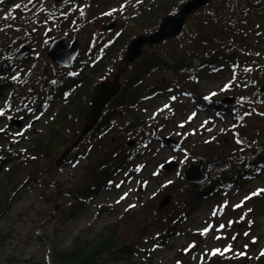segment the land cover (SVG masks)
<instances>
[{"label": "rangeland", "instance_id": "obj_1", "mask_svg": "<svg viewBox=\"0 0 264 264\" xmlns=\"http://www.w3.org/2000/svg\"><path fill=\"white\" fill-rule=\"evenodd\" d=\"M188 1L0 2V264H264V192L252 196L264 189V164L250 174L242 171L250 169L244 159L258 148L243 144L241 134L242 140L264 135V102L252 97L254 91L264 96V77L259 86L251 83L256 55L244 59L250 68H235L243 75L228 67L202 68L184 87L172 86L177 76L164 69L150 70L132 109L111 102L94 130L82 136L96 84L123 80L153 52L163 61L171 58L167 48L159 50L178 38L146 48L125 69L129 44L156 32L167 11L175 15ZM217 2L198 11L200 16ZM141 18L146 27L136 29L134 21ZM256 19L264 30V16ZM112 24L114 29L103 31ZM62 36H68V47L78 41L80 48L70 71L47 55ZM255 36L251 50L264 53V37ZM25 47L31 53L17 60ZM222 100H230L225 114L217 111ZM237 104L244 114L231 113ZM111 112L119 124L108 121ZM64 113L66 123L54 127ZM52 131L57 146L35 149ZM200 157L223 161L229 169L205 164L208 181L188 184L183 173ZM168 163L174 169L162 170ZM230 164L240 165V177L232 175ZM227 174L228 182L201 191ZM168 196L171 202L159 210ZM112 231L111 250L91 257L99 237Z\"/></svg>", "mask_w": 264, "mask_h": 264}, {"label": "trees", "instance_id": "obj_2", "mask_svg": "<svg viewBox=\"0 0 264 264\" xmlns=\"http://www.w3.org/2000/svg\"><path fill=\"white\" fill-rule=\"evenodd\" d=\"M217 4L218 5L216 6L208 7L210 10H208L207 16H200L199 12L193 15L192 18L187 21L184 30L178 39L173 42H167L168 44L159 50L161 51L167 48L169 54L168 57H171L169 60H164L165 64L160 54L153 52L149 58L144 60V62H139L133 66L131 75L126 76L123 80L121 79L123 82L121 92L112 102H117V107L121 106V109H132L133 105L136 103V97H140L142 94V84L145 82L144 79L148 78L150 70L162 68L166 73H171L172 75L177 76L173 79H176L178 83L173 82L171 83L172 86L176 85L178 87H184L185 84L192 82V79L194 78L193 75H195L194 73L202 68H207L210 71H218L228 67L233 72L241 73L243 75L242 71L238 72L235 68L239 70L250 68L248 67L247 60H244L245 58L248 59V55H256L255 58L259 65L253 76L255 77V80L252 78L253 81H251L250 78H248V81H251L254 87L259 86V80L264 77V53L262 51L258 52V50L253 51L250 47L255 45L251 38L252 36L256 35L255 37H264V30L260 24L261 21L256 19L261 17L260 20H263L264 3L254 2V0H218ZM174 11L175 10H169L166 12V15H172L176 12ZM250 17H252V19H250ZM134 22V27L136 29H139L140 26L142 29L146 27L144 26L142 18L137 19ZM150 29L152 28L149 27L146 31H150ZM238 35L242 38L241 40L238 38ZM249 49L251 51H249ZM110 52L111 50H109L106 55L111 54ZM152 57H156V59ZM127 68L128 66L125 67V69ZM94 75L96 76V74ZM159 76H162V74L160 73ZM97 79L98 77L96 76V82H99ZM136 80L140 83H134ZM234 96L239 101L238 95ZM252 97L264 102V96L260 95L257 91H254ZM224 102L230 101L222 100L221 103L217 105V111L221 112V114L229 112L228 107L230 104ZM71 106L72 108H75L77 107V103L72 102ZM115 110L117 109L115 108ZM238 112H240V114L245 113L244 109L240 108L237 104V107H235L231 113ZM72 114H75V112ZM114 114L116 113L111 112L110 115H108V121H113L116 118ZM66 116L65 113L63 115L61 114L57 122L53 124L55 125L54 127L65 124ZM115 121L119 124L121 120L118 121L116 118ZM51 134L52 135L47 134L48 140L46 144H43L41 140H37L34 148L42 149L43 145L46 146L44 148L49 150L55 148L57 146L53 139L55 132L52 131ZM242 136H244V134H241V142L243 144L258 148V152L255 153V155L247 159L243 158L247 161V165H250V169L242 171L250 174L253 173L254 170L263 167L264 139L262 137L264 135H254L252 139L243 140ZM238 166L240 167V165L237 164H230L231 171H233L232 175H234V177L236 176V178L242 175L241 168H238ZM231 178V174H227L224 179H216L211 184L204 186V188L201 187V191H204L205 189L215 190L220 186V183L224 184V182H228ZM113 234L112 231L110 234L100 236L96 241L98 243L89 251L91 253L89 255L92 257L111 250L114 246V241L116 240H114L115 235L113 236ZM87 245H89V243H87ZM87 245L84 247L85 250L88 249Z\"/></svg>", "mask_w": 264, "mask_h": 264}, {"label": "water", "instance_id": "obj_3", "mask_svg": "<svg viewBox=\"0 0 264 264\" xmlns=\"http://www.w3.org/2000/svg\"><path fill=\"white\" fill-rule=\"evenodd\" d=\"M54 1L61 5H65L69 2L77 0ZM212 1L214 0H190L179 7L175 15L166 16L156 32L151 35H141L135 38L128 46L124 59L125 64L129 66L130 64L136 62L143 55L146 48L153 50L162 43L178 38L181 35L187 20L198 11L207 7ZM114 28L115 24H112L107 28H103V31L112 30ZM67 42L68 36H62L61 38L54 40L49 46L47 55L62 69L73 70L75 62L80 54V48L78 41H74L69 47L67 46ZM30 53L31 50L27 47L22 48L17 56V60L27 57ZM121 87L122 85L119 77L114 82H103L94 86L90 97L91 107L84 119L86 127L82 136L94 130L104 109L119 95ZM259 92L264 95V84L259 88ZM12 126L19 128L21 123L19 121H13ZM163 142L175 146L174 142L167 139H163ZM134 144L135 141H131L127 143V146L132 147ZM62 159V157L59 159L58 164L62 161ZM197 162L198 164L196 165L188 166L187 170L183 173V176L188 184L201 185L208 181L209 176L203 172L205 164H208L212 168L221 172H226L229 169V166L223 161L208 163L200 157L197 159ZM174 167V164L168 163L162 166V170L169 171L174 169ZM170 202L171 198L169 196L164 198L159 210L164 209Z\"/></svg>", "mask_w": 264, "mask_h": 264}, {"label": "snow or ice", "instance_id": "obj_4", "mask_svg": "<svg viewBox=\"0 0 264 264\" xmlns=\"http://www.w3.org/2000/svg\"><path fill=\"white\" fill-rule=\"evenodd\" d=\"M0 2H2V0H0ZM29 2L31 3V0H29ZM16 7L17 8H19L20 7V5H16ZM227 87V86H226ZM212 95H215V93H213ZM205 99H208V97H205ZM261 192H264V189H261V190H258L257 192H253L252 193V196H255V195H258V194H260ZM251 197H245V199L247 200V199H250ZM241 203H243V202H241ZM241 205H236L235 207H240ZM213 215H216V211L214 210L213 211ZM224 226L223 225H221V228H223ZM207 231H208V229L206 228L205 230H204V233H207ZM245 235H247V233H245ZM219 238V237H218ZM234 239H235V237H234ZM230 249H225L224 251H229ZM217 252H220V250L219 249H216V250H213V255H215ZM262 255H264V252H262L261 253ZM241 255H243V253H241Z\"/></svg>", "mask_w": 264, "mask_h": 264}]
</instances>
